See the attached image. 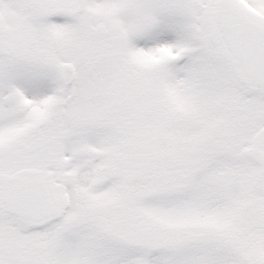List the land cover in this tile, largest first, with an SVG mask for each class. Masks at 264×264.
<instances>
[{
  "label": "snow or ice",
  "instance_id": "obj_1",
  "mask_svg": "<svg viewBox=\"0 0 264 264\" xmlns=\"http://www.w3.org/2000/svg\"><path fill=\"white\" fill-rule=\"evenodd\" d=\"M0 264H264V0H0Z\"/></svg>",
  "mask_w": 264,
  "mask_h": 264
}]
</instances>
